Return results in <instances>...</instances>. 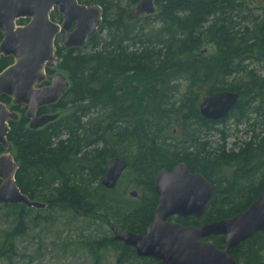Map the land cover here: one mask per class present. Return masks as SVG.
I'll list each match as a JSON object with an SVG mask.
<instances>
[{"label": "trees", "instance_id": "16d2710c", "mask_svg": "<svg viewBox=\"0 0 264 264\" xmlns=\"http://www.w3.org/2000/svg\"><path fill=\"white\" fill-rule=\"evenodd\" d=\"M79 2L101 7V26L83 47L66 48L63 34L56 38L55 68L65 73L69 87L59 102L37 115L72 110L33 129L28 108L1 97L18 115L9 121L7 135L19 165L17 186L46 208L0 204L5 224L0 261L12 262L16 240L38 219L58 218L59 211L92 219L101 214L109 225L115 219L119 230L145 233L159 199L156 174L180 162L202 174L213 194L201 217L171 221L200 226L229 218L264 190V0H155L156 11L145 16L132 14L134 0ZM50 17L62 21L57 8ZM12 61L1 56L0 72ZM47 73L54 74L53 68ZM223 90L238 93L235 107L225 119H205L202 97ZM231 119L247 127V139L238 147H229L228 136L218 128ZM213 135H219L216 145ZM115 156L127 161L125 172L140 193L132 208L107 197L112 190L101 183ZM45 210L48 215L41 214ZM208 240L223 248L222 236ZM88 243L93 264H100L99 254L106 249L116 250L115 264H162L137 256L111 235ZM230 254L239 264H264V231Z\"/></svg>", "mask_w": 264, "mask_h": 264}, {"label": "water", "instance_id": "95a60500", "mask_svg": "<svg viewBox=\"0 0 264 264\" xmlns=\"http://www.w3.org/2000/svg\"><path fill=\"white\" fill-rule=\"evenodd\" d=\"M134 1L145 14L155 12V0ZM55 8L62 16L61 22L50 17ZM19 19L28 22L18 25ZM102 19L99 5H86L79 0H0V57L13 59L0 72V145L4 148L0 154V204L46 207L45 203L23 194L17 186L15 175L19 165L7 135L9 121L18 116L1 97L8 96L15 105L26 106V116L33 129L55 119L54 115H37L40 108L59 102L69 87V80L63 74L47 73L48 67L59 63L55 40L63 33L66 48L83 47L98 32ZM238 99L237 92L218 91L203 96L199 109L205 119L219 121L229 115ZM127 166L122 157L110 158L102 185L115 188ZM155 192L158 204L145 233L111 228L113 239L134 248L139 257L153 258L162 264H239L230 252L255 233L264 231V190L246 210L200 226L183 225L170 218L203 215L213 187L202 174L191 172L184 162L172 170L163 168L156 174ZM130 194L136 196L137 191ZM212 236L223 237V248L208 240Z\"/></svg>", "mask_w": 264, "mask_h": 264}, {"label": "rangeland", "instance_id": "374dc122", "mask_svg": "<svg viewBox=\"0 0 264 264\" xmlns=\"http://www.w3.org/2000/svg\"><path fill=\"white\" fill-rule=\"evenodd\" d=\"M156 9L155 6V11ZM130 11L135 16L147 15L138 9L136 3L130 8ZM209 49L211 48L209 47ZM52 68L54 74L60 73L65 76L64 72L59 71L55 67ZM71 110H57L55 113L48 115H54L55 118H59ZM218 128L228 136L226 142L229 147H238L241 141L247 139L246 125L236 126L235 121L232 119L224 125H219ZM177 137L182 139L180 134ZM211 138L214 142L213 144L216 145L219 135H213ZM12 152L14 153V151ZM130 178L131 176L128 172L122 174L115 188L109 189L112 192L108 193L107 197L122 201L126 206L132 208L137 203L136 199L139 192L138 189L131 186ZM131 191H137V195L132 196L130 194ZM41 214L48 215L49 212L45 210ZM65 214L59 211L58 218L52 221L47 222L38 219L35 224H31L26 234L16 240L18 254L12 262L4 259L0 261V264H93L94 256L87 251L88 241L90 238L94 239L104 234L114 236L111 228L116 226L115 219H111L110 221L114 224L109 225L110 223L103 221L101 214H96L93 219L86 217V215L74 216L70 211L65 212ZM31 215L35 216L36 214L33 211ZM4 225L2 219H0V229L4 228ZM117 255L116 250H102L99 254L100 264H115Z\"/></svg>", "mask_w": 264, "mask_h": 264}, {"label": "flooded vegetation", "instance_id": "af4514ba", "mask_svg": "<svg viewBox=\"0 0 264 264\" xmlns=\"http://www.w3.org/2000/svg\"><path fill=\"white\" fill-rule=\"evenodd\" d=\"M2 148V149H1ZM4 152V148L2 145H0V154H2ZM0 184H1V181H0Z\"/></svg>", "mask_w": 264, "mask_h": 264}]
</instances>
